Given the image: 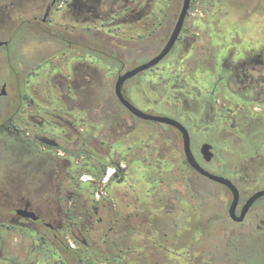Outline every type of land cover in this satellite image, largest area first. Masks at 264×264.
I'll use <instances>...</instances> for the list:
<instances>
[{"label":"flooded vegetation","instance_id":"obj_1","mask_svg":"<svg viewBox=\"0 0 264 264\" xmlns=\"http://www.w3.org/2000/svg\"><path fill=\"white\" fill-rule=\"evenodd\" d=\"M198 3H208L206 15H192ZM182 8L183 0H0V264H249L243 241L264 242V211L255 209L264 196L237 221L232 190L190 164L184 133L138 117L116 93L120 76L166 47ZM122 92L183 124L200 166L238 188L236 216L264 190L219 159L230 153L235 167L264 175V0H191L170 52ZM203 177L218 192H196L186 207L168 204L167 193L151 205L148 190L136 189L154 179L199 191ZM217 236L224 262L209 246Z\"/></svg>","mask_w":264,"mask_h":264},{"label":"rangeland","instance_id":"obj_2","mask_svg":"<svg viewBox=\"0 0 264 264\" xmlns=\"http://www.w3.org/2000/svg\"><path fill=\"white\" fill-rule=\"evenodd\" d=\"M207 7H208V3L207 4L206 3H198L197 6L194 7V12L192 15H196V16L201 15V13H200L201 9L203 11V14L206 15ZM146 59H147V56L146 57L141 56V57L137 58V60L140 62H143ZM138 128H139V130L143 129L142 126H139ZM156 128H157L156 126L151 125V127H150L151 136H153L155 134ZM152 139H153V137H152ZM151 143H154V142L151 141ZM165 145L167 147V150L170 151V153H167V155L168 156H169V154L174 155V150L170 146V142L168 140H166ZM231 157L237 158L230 153H219V159L222 158L223 160H225L222 162L225 169H227L230 172H233L235 175L240 177V180L244 183H247L248 187H253L256 183H259L258 185H260V186L264 184V175L261 174L260 169H257V171H252L251 168L245 169L244 167H235V163H233L234 160H232ZM167 159H169V158L167 157ZM216 162H219V161L216 159ZM213 166L218 167V165H213ZM171 169L172 170L174 169L173 164H169L165 168L166 171H169ZM112 170L113 169H110L111 172H112ZM154 171H155V169L153 167H151L152 177H155V173H153ZM168 174H170V173H168ZM173 175H174V173L171 176L173 177ZM240 175H242V176H240ZM155 178L158 179L157 177H155ZM140 183L141 184L139 186H136V189L138 188V191H140V192L141 191L144 192V191L148 190L150 197H151V205H153L154 199L161 196V193H167V196H168L167 197L168 198L167 203L170 205L176 206V207H178L182 203L184 205L183 207H186V205L190 206L192 201L195 200V199L194 200L192 199V196H195L194 193H196V192H198V193H202V192L217 193L218 190L214 189L213 187L217 188V186H219L218 183H215V182H213L209 179H206L204 177H203L202 183L198 182L197 185L195 186V187H197V189L199 191H193L194 189H191L184 182L181 184L174 182V181H171V182L165 181L164 183H160V182L155 181L153 179V181L151 180L149 183H144L145 184L144 187H142L143 183L142 182H140ZM205 184H208L209 186L208 185L206 186ZM120 187H121L120 191L123 192L124 189L129 187V184L124 183V184L120 185ZM263 199L258 201L259 203H257V205H259V208L258 207L255 208L257 211H258V209H259V211L260 210L264 211V206H262V204L264 203ZM211 201L214 204L212 207H214L215 209H220L221 211H223V209H224L223 205L224 204L222 203L221 200L213 199ZM261 218H264V214L261 216ZM258 223H260V222H258ZM238 229H241V228H238ZM238 229H236V230H238ZM233 230H235V229H231L230 233ZM212 237L208 240L209 246L211 247V249L213 248V253H214V256L217 259V261L218 262L219 261L224 262L225 256H226L225 251L227 250V247L224 244L225 238L221 237V236H217L214 238H212ZM213 239L215 241H213ZM255 239H249V238L244 239L243 242H244V245L246 246V249H245V252H243V254H242L243 260L247 261L249 264H264V242L259 240L258 238H255ZM233 255L238 256L237 253H235V252H233Z\"/></svg>","mask_w":264,"mask_h":264},{"label":"water","instance_id":"obj_3","mask_svg":"<svg viewBox=\"0 0 264 264\" xmlns=\"http://www.w3.org/2000/svg\"><path fill=\"white\" fill-rule=\"evenodd\" d=\"M191 5V0H183V8H182V12L179 16L178 22L176 24V27L173 31V34L169 40V42L167 43L166 47L162 50V52L157 55L156 57H154L152 60H150L147 63H144L128 72H126L125 74H123L122 76H120L117 85H116V93L118 95V97L120 98V100L138 117H141L143 119H147V120H155V121H159V122H164L170 125H173L175 127H177L178 129H180L183 133H184V139H185V150H186V154L188 157V161L190 162V164L196 168L198 171H200L202 174L208 176L209 178L218 181L222 184L227 185L233 192V201L231 203V207H230V215L235 218L237 221H243L247 212L249 211V209L251 208V206L254 204V202L259 199L260 197L264 196V190H260L258 192H256L254 195H252L246 202V204L244 205L243 209H242V213L240 216H236V207L239 203V198H240V194H239V190L236 187V185H234V183L228 179L225 178L223 176H219L213 173L208 172L207 170H205L204 168H202L200 166V164L197 162L196 158L194 157V154L191 150L190 147V138H189V134L188 131L186 130V128L183 126L182 123H180L179 121H177L176 119L170 118V117H166V116H156V115H152L149 113H146L142 110H140L139 108H137L136 106H134L133 104H131L127 99H125L124 95H123V84L125 82L126 79L134 76L135 74L146 70L154 65H156L158 62H160L172 49L174 43L176 42L179 34L181 33L186 15L189 11ZM202 152L204 153V156L207 160H211L213 157V152L210 151V145L205 144L203 146Z\"/></svg>","mask_w":264,"mask_h":264}]
</instances>
